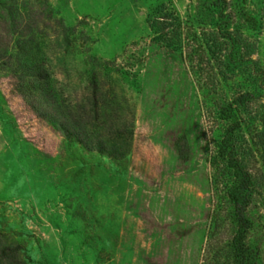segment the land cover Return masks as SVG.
I'll use <instances>...</instances> for the list:
<instances>
[{
    "label": "rangeland",
    "instance_id": "1",
    "mask_svg": "<svg viewBox=\"0 0 264 264\" xmlns=\"http://www.w3.org/2000/svg\"><path fill=\"white\" fill-rule=\"evenodd\" d=\"M33 59L52 93L19 92ZM261 72L264 0H0L2 264H234L223 110L264 92ZM245 109L247 243L264 264V93ZM37 110L75 121L87 149Z\"/></svg>",
    "mask_w": 264,
    "mask_h": 264
},
{
    "label": "trees",
    "instance_id": "2",
    "mask_svg": "<svg viewBox=\"0 0 264 264\" xmlns=\"http://www.w3.org/2000/svg\"><path fill=\"white\" fill-rule=\"evenodd\" d=\"M225 22H224V29L222 30V35L226 42H230L229 46L231 47V52L228 55V60L233 62L235 65L242 67L247 63L248 60L246 54L241 55L242 49L240 48L239 41L236 40L234 37L231 36L229 33V19L231 16L226 14ZM236 59H240L237 61ZM233 60V61H232ZM247 60V61H246ZM37 60L31 61L29 60L26 63L24 68V73L28 72V77H30L29 86H21L18 88L19 92L24 96L28 92H36L42 91L40 89H45V86L49 78L44 74L43 66L40 62H36ZM231 64V63H230ZM261 76L264 78V72H261ZM254 84V83H253ZM261 86V85H260ZM260 86L253 85V90L242 94V96L235 100L234 102L228 104V106L223 110V117L224 119L229 122L231 121V127L227 132L226 136L224 137L223 141L221 142L219 153L222 159H228L230 164L232 165L231 168L234 169L236 172V179L237 183L235 188H233L230 192V198L233 200L236 209V217L238 222V232L234 240V264H259V254L257 253L256 249L251 247L247 243L248 232L250 228V222L246 217V205L251 197V190L253 189L252 181L250 176L244 172L242 166L239 163V158L237 154V143L235 134L241 130L242 127V119L243 113L247 110L246 103L250 104L255 99H259L261 94H263V90L259 88ZM52 93V90L45 89V91ZM39 116L41 118H48L49 121L55 125L56 130L62 132L69 140H76L81 145L86 148V144L81 140V136L78 133L79 126L76 124L75 121H70L66 118L64 121L61 120L60 117L50 116L47 113H42L37 110ZM49 115V116H48ZM264 138V137H263ZM115 142H108L109 146L114 147ZM104 142H98L95 145V151L99 154L111 155L112 152H107L108 146ZM87 149V148H86ZM10 246L4 247L1 251V259H5L9 257V252L11 249ZM0 264H2V260H0Z\"/></svg>",
    "mask_w": 264,
    "mask_h": 264
}]
</instances>
